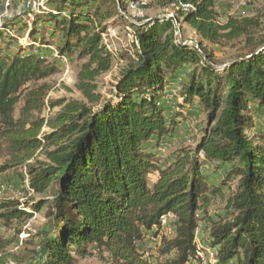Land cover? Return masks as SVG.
<instances>
[{"label": "trees", "instance_id": "1", "mask_svg": "<svg viewBox=\"0 0 264 264\" xmlns=\"http://www.w3.org/2000/svg\"><path fill=\"white\" fill-rule=\"evenodd\" d=\"M49 2L50 11L37 14L19 36L24 42L6 38L7 29L20 33L12 23L0 29V124L14 132L5 151L18 164L38 150L45 156L27 168L40 199L30 211L0 202V221L24 223L47 208L50 225L40 263L16 264H79L77 256H89L90 247L117 264H153L137 246L147 233L159 236L169 216L176 219L175 235L163 239L167 259L156 264H190L206 220L207 245L219 264H264V11L223 19L216 0H153L171 13L130 24L133 52L123 56L127 65L104 96L97 80L112 70L115 57L104 43V24L114 14L124 19L122 12L142 0ZM41 20L60 35L61 55L82 62L75 87L84 100L51 101V109H61L47 120L51 132L39 138L44 120H33V113L46 107L44 87L27 94L18 119L14 113L28 85L57 72L55 61L35 47ZM183 25L193 29L198 47L178 40ZM231 42L241 44L239 54L226 66L213 64L204 45ZM171 95L183 101L182 110L198 106L206 126L194 151H177L162 166L156 148L180 126L179 114L167 119ZM216 200L223 209L212 218L208 208ZM9 244L0 237V250Z\"/></svg>", "mask_w": 264, "mask_h": 264}, {"label": "rangeland", "instance_id": "2", "mask_svg": "<svg viewBox=\"0 0 264 264\" xmlns=\"http://www.w3.org/2000/svg\"><path fill=\"white\" fill-rule=\"evenodd\" d=\"M1 1L2 0H0V3ZM216 1L217 9L223 19L227 16L259 17L264 11V0ZM19 2L20 0H13L14 7H17ZM142 3L144 6L135 5L125 12L118 9L119 12L125 15L124 19L114 14L113 18L104 24L107 28L106 33L103 35L104 43L108 45L109 49L115 55L112 70L102 75L97 80L99 91L103 93L104 96H109L112 85L120 77L122 69L127 65L128 60L123 58V56H127L129 53L128 51L131 53L133 52L132 43L134 36L130 24H138L141 19H152L155 17H162L165 13H171L170 9H162L154 6L153 0H142ZM116 12L117 10H114V13ZM36 18L37 14H32L30 18L26 14H18L15 11H10L7 16L1 18L0 24L6 25L7 23H12L13 26L19 29L20 33H15L13 31L12 35L6 32V36H8L6 38L9 40L10 37L15 39L17 36H22L25 27L27 26L29 29ZM37 33L36 41H38V43L35 47H42L47 55L50 53V49H48L47 46L53 45L54 47H59L62 43L60 35L54 33L53 24L50 22L41 20L38 25ZM179 34L181 35V41L185 44L199 46L197 44L198 37L191 27L183 25V31ZM24 39L25 38L22 37V42L25 41ZM240 45L241 44L238 42H231L226 46H211L205 44L204 50L212 56L213 64L226 66L230 59L239 54ZM48 61L49 63L51 62V60ZM69 63L70 65L67 68L62 62L55 61L54 64L56 65L57 72L36 84L28 85V88L24 90L22 98L15 110L14 118L18 119L21 116L27 94L30 91L44 87L46 92V107L41 112L33 113V120H44V125L38 135L39 138L51 132L46 124L47 120L61 109V107L51 109L49 106L51 101L54 102L63 98L84 100L75 87L82 62L74 56L69 58ZM169 101L167 119H169L171 115L175 116L179 114L177 122L180 126L175 130L173 138L170 137L166 139L167 142L164 143V145L159 149H157L158 147L156 148V157L162 166L172 163L177 151H194L203 137L206 126V115L203 114L198 106L188 105L182 110L178 107V103H182L183 101L175 95L169 96ZM29 127L28 124L27 128ZM13 133V130L7 129L0 124V202L15 201L18 202L23 209L30 211L31 205L40 199V195L33 194L27 190L25 175H27V168L29 165H35L38 161L45 160V156L42 150H38L31 160L18 164V161L7 155L5 151L7 142L9 138L12 137ZM200 159L203 162L205 161V158L203 159L201 156ZM222 175L223 172H219L214 174L212 179H214L215 182L216 180L220 181ZM156 179L157 173H153L149 179V185L151 187ZM222 209L223 202H221V200H216L209 206L207 215L212 218L216 217L219 213H222ZM46 213L47 208L38 212L34 211L33 218L24 223H15L12 226H6L0 221V237L10 243L4 251L0 250V257L6 258V264H16L17 261L23 263H40L39 253L41 251V242L50 230ZM170 220L173 221L174 219L171 218ZM171 221L159 236L147 233L145 239L138 244V252L143 255L145 260H149L153 264L166 261L167 256H162L161 249L163 239H170L175 235V224L174 222L171 223ZM204 223L207 228L209 221L206 220L202 222L201 225ZM206 228L200 227L197 231V243L199 247H202V251L204 252L205 250L203 247L207 246V239L209 237V233L205 231H208V228ZM89 251L90 255L86 258L77 256V262L79 264H117L110 254L104 250L90 247ZM190 264L200 263L198 261H191Z\"/></svg>", "mask_w": 264, "mask_h": 264}, {"label": "built area", "instance_id": "3", "mask_svg": "<svg viewBox=\"0 0 264 264\" xmlns=\"http://www.w3.org/2000/svg\"><path fill=\"white\" fill-rule=\"evenodd\" d=\"M49 0H20L19 4L17 7H14L13 5V0H2L0 3V20L2 17L7 16L10 11H15L18 14H26L28 17H32V14H43L49 12ZM179 27V24H178ZM3 28V25L0 24V29ZM14 30L7 29L6 32L9 34H13ZM15 32V31H14ZM19 40V43H22V38L20 37H15ZM179 41L181 42V35L179 34ZM198 47V46H197ZM48 49H50L49 57L47 59L51 61H60L63 64L66 65L68 68L70 63H69V58L62 56L60 53V50L58 47H54L53 45L47 46ZM203 159L205 158L204 154L201 153L200 155ZM26 176V183H27V190L33 194L34 191L30 187V176L27 173ZM175 219L173 216L165 217L162 220V227L163 231L165 230L166 226H168L170 219ZM198 244V243H197ZM205 250L202 251V247L198 246V251H197V256L194 260L192 261H198L200 264H219V260L216 254V251L211 248L210 246L203 247Z\"/></svg>", "mask_w": 264, "mask_h": 264}, {"label": "crops", "instance_id": "4", "mask_svg": "<svg viewBox=\"0 0 264 264\" xmlns=\"http://www.w3.org/2000/svg\"><path fill=\"white\" fill-rule=\"evenodd\" d=\"M157 175H158V173H157ZM175 220H176V219H174L173 221H171V220H170V221H171V223H172V222H175ZM202 227L206 228V225H205V223H204L203 225H201V228H202ZM206 229H207V228H206ZM205 231H206V233H208V231H207V230H205ZM198 235H199V232H198Z\"/></svg>", "mask_w": 264, "mask_h": 264}]
</instances>
